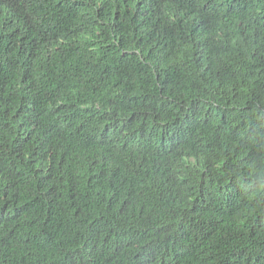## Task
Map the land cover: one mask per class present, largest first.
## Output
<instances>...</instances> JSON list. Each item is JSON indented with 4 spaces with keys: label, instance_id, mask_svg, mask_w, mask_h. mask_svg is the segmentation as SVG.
<instances>
[{
    "label": "trees",
    "instance_id": "1",
    "mask_svg": "<svg viewBox=\"0 0 264 264\" xmlns=\"http://www.w3.org/2000/svg\"><path fill=\"white\" fill-rule=\"evenodd\" d=\"M0 264H264V0H0Z\"/></svg>",
    "mask_w": 264,
    "mask_h": 264
}]
</instances>
